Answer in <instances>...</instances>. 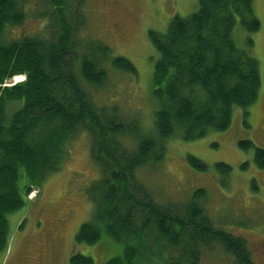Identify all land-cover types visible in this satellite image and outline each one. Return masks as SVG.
<instances>
[{
	"label": "trees",
	"instance_id": "trees-1",
	"mask_svg": "<svg viewBox=\"0 0 264 264\" xmlns=\"http://www.w3.org/2000/svg\"><path fill=\"white\" fill-rule=\"evenodd\" d=\"M197 1L191 14H175L164 31H148L158 53L151 75L158 108L149 133L117 105L93 101L88 87L102 88L108 68L137 69L85 35L87 0H0V255L10 242L8 215L60 169L70 141L83 131L100 174L87 189L93 217L75 240L87 245L105 236L122 244L121 254L104 264H142L148 248L164 264H197L214 244L238 264H255L246 238L213 225L199 203L204 188L184 204L161 205L136 178L140 167L160 164L170 137L192 141L224 131L234 106L245 117L259 97L260 63L249 52L254 42L247 38L240 47L234 37L237 22L249 33L259 29L253 0ZM29 18L38 23L34 33L10 36L12 27ZM18 75L24 79L13 83ZM239 146L253 147V161L264 169V148L249 139ZM187 161L207 168L193 154ZM215 168L225 175L231 170L223 162ZM69 257L70 264H94L89 255Z\"/></svg>",
	"mask_w": 264,
	"mask_h": 264
},
{
	"label": "rangeland",
	"instance_id": "rangeland-1",
	"mask_svg": "<svg viewBox=\"0 0 264 264\" xmlns=\"http://www.w3.org/2000/svg\"><path fill=\"white\" fill-rule=\"evenodd\" d=\"M197 2L87 0L85 35L103 41L112 49L111 56H124L137 69L133 74L108 68L102 88L88 87L94 103L115 104L126 118L137 119L146 132L154 133L158 101L151 88V75L158 53L148 31H164L175 14H191ZM253 9L260 20L259 29L249 33L237 22L234 37L240 47H246L247 38L254 42L249 52L260 63L261 74L256 102L248 106L245 117V110L234 106L232 121L224 131H209L192 141L170 137L160 164L140 167L136 178L161 205L184 204L197 189L204 188L205 194L198 201L213 225L246 238L256 259L259 237H264V169L253 161V147L244 150L239 146V140L249 139L255 147L264 148V0H253ZM36 26L38 23L29 18L23 26L12 27L10 36L34 33ZM18 76L17 81L24 79ZM89 143L83 131L74 136L60 169L31 192L30 201L20 210L8 215L10 242L7 252L0 255V264H70L69 256L77 253L91 256L94 264H104L121 254L122 244L105 236L87 245L75 240L81 224L93 217L87 189L100 174L90 158ZM192 154L207 165L204 171L189 165L187 156ZM216 162L229 164L230 172L221 174ZM153 250L145 251L142 264H164ZM203 251L197 264H238L220 244Z\"/></svg>",
	"mask_w": 264,
	"mask_h": 264
},
{
	"label": "flooded vegetation",
	"instance_id": "flooded-vegetation-1",
	"mask_svg": "<svg viewBox=\"0 0 264 264\" xmlns=\"http://www.w3.org/2000/svg\"><path fill=\"white\" fill-rule=\"evenodd\" d=\"M259 241H258V249L256 250V256H257V260L254 258V254H253V249L250 248L248 241H247V247L248 249H250L251 254H252V260H254L255 264H264V237H259ZM247 240V239H246ZM258 261V262H257Z\"/></svg>",
	"mask_w": 264,
	"mask_h": 264
},
{
	"label": "bare ground",
	"instance_id": "bare-ground-1",
	"mask_svg": "<svg viewBox=\"0 0 264 264\" xmlns=\"http://www.w3.org/2000/svg\"><path fill=\"white\" fill-rule=\"evenodd\" d=\"M16 78H15V80L17 81L18 79H17V77H19V76H15Z\"/></svg>",
	"mask_w": 264,
	"mask_h": 264
}]
</instances>
